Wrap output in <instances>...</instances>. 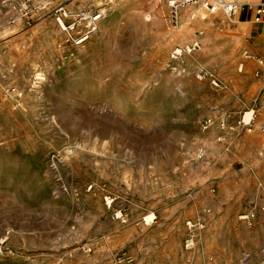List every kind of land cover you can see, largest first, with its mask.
<instances>
[{
  "label": "rangeland",
  "instance_id": "rangeland-1",
  "mask_svg": "<svg viewBox=\"0 0 264 264\" xmlns=\"http://www.w3.org/2000/svg\"><path fill=\"white\" fill-rule=\"evenodd\" d=\"M25 1L0 0V264H264V23Z\"/></svg>",
  "mask_w": 264,
  "mask_h": 264
},
{
  "label": "built area",
  "instance_id": "built-area-1",
  "mask_svg": "<svg viewBox=\"0 0 264 264\" xmlns=\"http://www.w3.org/2000/svg\"><path fill=\"white\" fill-rule=\"evenodd\" d=\"M31 1L33 0H26L25 3ZM196 3H200L202 8L213 14L222 12L227 16H232L237 13H246L254 23H264V0H172L170 6L177 16L180 6Z\"/></svg>",
  "mask_w": 264,
  "mask_h": 264
},
{
  "label": "bare ground",
  "instance_id": "bare-ground-1",
  "mask_svg": "<svg viewBox=\"0 0 264 264\" xmlns=\"http://www.w3.org/2000/svg\"><path fill=\"white\" fill-rule=\"evenodd\" d=\"M198 3L193 4L192 8L189 11H195L196 15H195V22L199 25V26H207L208 28H219L222 24H224V22H227V15H225L224 13H218V14H213L211 12H206L204 9H198L197 8ZM226 16V17H225ZM89 16L84 15V19H89ZM100 18L97 17L96 19ZM93 21V20H92ZM91 23V22H90ZM60 24L62 25V27H65L64 22L61 20ZM242 26L247 27V24H241ZM87 35V34H86ZM84 40H80V42H83ZM78 42V43H80ZM182 53V51L180 49H178L176 51L177 55H180ZM37 79H41V75H37ZM247 114V113H246ZM252 113H249L246 115V119L248 120L251 117ZM251 119V118H250Z\"/></svg>",
  "mask_w": 264,
  "mask_h": 264
},
{
  "label": "crops",
  "instance_id": "crops-1",
  "mask_svg": "<svg viewBox=\"0 0 264 264\" xmlns=\"http://www.w3.org/2000/svg\"><path fill=\"white\" fill-rule=\"evenodd\" d=\"M72 1V0H71ZM75 2L78 4L79 3V0H75ZM244 14H246V13H244ZM243 14V15H244ZM246 16L248 17V15L246 14ZM198 25V24H197ZM228 25H229V23H227V22H224V24H222L220 27H228ZM241 25V24H240ZM199 26V25H198ZM199 27H201V28H203L204 29V27H205V29L206 28H208L207 26H199ZM240 27H243V28H245L246 29V27L245 26H240ZM259 30H260V26L259 27H257ZM217 29V28H216ZM236 43L238 44V43H240V40H236Z\"/></svg>",
  "mask_w": 264,
  "mask_h": 264
}]
</instances>
